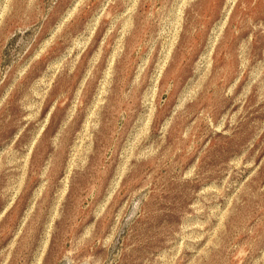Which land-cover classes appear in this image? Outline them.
Masks as SVG:
<instances>
[{"label":"rangeland","instance_id":"rangeland-1","mask_svg":"<svg viewBox=\"0 0 264 264\" xmlns=\"http://www.w3.org/2000/svg\"><path fill=\"white\" fill-rule=\"evenodd\" d=\"M0 264H264V0H0Z\"/></svg>","mask_w":264,"mask_h":264}]
</instances>
